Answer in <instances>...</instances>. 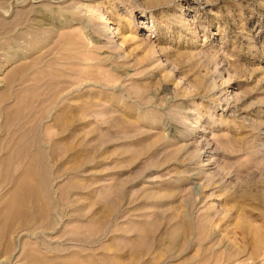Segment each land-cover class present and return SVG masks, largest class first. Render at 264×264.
<instances>
[{"label": "rangeland", "instance_id": "1", "mask_svg": "<svg viewBox=\"0 0 264 264\" xmlns=\"http://www.w3.org/2000/svg\"><path fill=\"white\" fill-rule=\"evenodd\" d=\"M9 1L2 86L16 64L6 60L33 38L8 35L35 20L54 31L22 59L13 86L35 91L10 125L31 153L45 150V215L27 206L0 264H264V0H22L3 15ZM76 41L95 54L74 57ZM6 91L0 171L17 101ZM10 161L17 173L22 161Z\"/></svg>", "mask_w": 264, "mask_h": 264}, {"label": "bare ground", "instance_id": "2", "mask_svg": "<svg viewBox=\"0 0 264 264\" xmlns=\"http://www.w3.org/2000/svg\"><path fill=\"white\" fill-rule=\"evenodd\" d=\"M12 0H10L9 2H11ZM25 1V0H24ZM28 1V0H26ZM25 1V2H26ZM40 0H31V4L30 5H34L36 2H38ZM50 1H54V0H50ZM64 0H57V3H62ZM14 3H12L10 5V7L7 10H3V15L9 13V11L13 10V6H15V4L18 5H23V1L22 0H14ZM34 2V3H33ZM55 2V1H54ZM21 3V4H19ZM56 3V2H55ZM25 6V5H24ZM38 7V6H37ZM36 7V8H37ZM52 7V6H51ZM27 8V7H25ZM33 8V7H32ZM56 8V7H55ZM99 9V8H98ZM42 10V9H41ZM40 10V11H41ZM59 10V9H58ZM39 12V11H37ZM45 13V12H44ZM59 13V12H58ZM17 14H19L18 10H16L14 12V16H16ZM37 15V14H36ZM52 15V14H51ZM22 16V15H21ZM57 16V15H56ZM100 16V15H99ZM82 17V16H81ZM13 18V17H12ZM28 18V17H27ZM47 18V17H46ZM44 18V20L46 19ZM51 18V17H50ZM60 18V17H59ZM68 18V17H67ZM15 19V18H14ZM14 19H12L14 21ZM49 19V18H48ZM62 19V18H61ZM76 19V18H75ZM86 19V18H85ZM11 20V21H12ZM35 20V19H34ZM73 20V18H72ZM79 20V19H78ZM51 21V20H50ZM58 21H60L58 19ZM74 21V20H73ZM26 22V21H25ZM55 22V21H54ZM77 22V21H76ZM140 22H145V21H140ZM10 23V22H9ZM12 23V22H11ZM20 23V22H19ZM28 23V22H27ZM45 23V22H44ZM56 23V22H55ZM54 23V24H55ZM69 25L68 27H72L70 21H62L58 22V26L57 28L62 29L64 27H66V25ZM87 24V23H86ZM12 25V24H10ZM16 25V24H15ZM82 24H80L81 26ZM51 26V25H50ZM84 27V25H82ZM90 26V25H89ZM108 26V25H107ZM145 26V25H144ZM1 27V26H0ZM76 27V25H75ZM52 28V27H51ZM80 28V27H79ZM87 28V27H86ZM131 28V27H130ZM64 30V29H63ZM88 30V29H87ZM127 30V29H126ZM131 29H129L130 32ZM52 31H54L53 29L50 28H44L42 26V23L37 22L36 20L26 24V25H21V27L19 28V31H13L10 35H8L9 40H17V39H24L26 40V37H28V35L32 34L33 38L31 40L28 41V46L26 48V50L21 53L22 55H15L17 57L14 56H10V58H8L6 60V63L10 64V62L12 63H16L13 64L11 68L8 69V73L5 77V83L2 86V84H0V101L6 96V88L12 87V88H16V98L17 101L16 103H12V108H6V117H5V128L4 131L6 133V138H7V143H6V149L3 153V170L0 171V248L3 249V252H6L8 250V247L10 248L12 245V242L10 241V238L7 236V232L12 228V224L16 221H24L28 216H27V206H30L32 209L36 210L37 214L43 218L45 215V209L42 205V200L40 202L39 199V195L42 191L43 188V182L45 181V177L43 175L42 170L44 169L43 167V162H42V153L43 150L40 145H38L39 147H37L35 149V151H33L31 153L29 146H33V145H28V140L26 138L25 133L23 132H18L16 133L15 130H12V128H10L11 123L18 119L19 117L22 116L24 110L23 108H26L28 106V104L31 102V100L33 101L32 97H33V93L35 91L34 87H30V88H26V86H23L22 83L19 82L16 83L15 86H13V83L17 77V75L23 71H26L29 67L31 63L28 62H24L22 59L28 58L29 55L31 56V54H34V52H37L39 50H41V47L43 46L44 43H46L48 40H50L49 38L52 37L51 33ZM113 31V30H112ZM64 32V31H63ZM66 32V31H65ZM86 36V34H83ZM92 35V34H91ZM56 36V35H55ZM58 36V35H57ZM84 37V36H83ZM90 38V36H88ZM87 37V40H88ZM126 37H130L131 39H134V35L131 33L128 34V36ZM30 38V37H29ZM74 38V37H73ZM52 39V38H51ZM56 39V38H55ZM124 39V38H123ZM73 40V39H72ZM90 40V39H89ZM51 41V40H50ZM55 42V41H54ZM58 43V42H57ZM61 43V42H60ZM74 44L76 45V53L74 57H78L81 58L82 56H84L85 58L83 59H88L92 57L91 50H95V48L93 47H88V45L85 42H80V41H76L74 42ZM91 44V43H90ZM122 44V43H121ZM99 45V44H98ZM101 45V44H100ZM60 47V46H59ZM98 47V46H96ZM54 48V47H53ZM58 48V47H57ZM59 50V49H58ZM98 51V49H96ZM47 51V50H46ZM57 51V50H56ZM17 53V51H15ZM51 52V51H50ZM60 52V51H59ZM71 52V51H70ZM52 53V52H51ZM68 53V52H67ZM97 53V52H96ZM19 54V53H18ZM40 54V53H39ZM69 54V53H68ZM71 54V53H70ZM36 56V55H35ZM52 56V55H51ZM62 56V55H61ZM33 57V56H32ZM73 57V58H74ZM63 58V57H62ZM72 58V59H73ZM117 57H115L116 59ZM65 59V57H64ZM63 59V60H64ZM76 59V58H75ZM101 59V58H100ZM114 59V60H115ZM22 60V61H20ZM31 60V59H30ZM34 60V59H32ZM43 60V59H42ZM62 60V61H63ZM77 60V59H76ZM105 60V59H104ZM72 61V60H71ZM75 61V60H74ZM103 61V58H102ZM106 61V60H105ZM105 61L103 63H105ZM116 61V60H115ZM34 62V61H33ZM37 62V61H36ZM44 62V61H43ZM67 62V61H65ZM73 62V61H72ZM100 62V61H99ZM40 63V62H39ZM46 63V62H45ZM44 63V64H45ZM57 63V62H56ZM97 63V62H96ZM118 63V62H117ZM83 64V63H82ZM87 64V63H86ZM92 64V63H91ZM6 65V64H5ZM0 65V71L2 70L1 67L5 66ZM103 65V64H100ZM113 65V64H112ZM86 66V65H85ZM120 66V65H119ZM44 67V66H43ZM46 67V66H45ZM54 67V66H52ZM118 67V66H116ZM127 67V66H126ZM41 68V67H40ZM115 68V67H114ZM70 69V68H69ZM77 69V68H76ZM86 69V68H85ZM115 70V69H114ZM118 70V69H116ZM31 71V70H29ZM53 71V70H52ZM56 71V70H54ZM67 71V70H66ZM113 71V70H112ZM4 72V71H3ZM60 72V71H59ZM83 72V71H82ZM124 72V71H123ZM55 73V72H54ZM73 73V72H72ZM80 73V72H79ZM65 74V73H64ZM28 75V74H27ZM54 75V74H53ZM66 75V74H65ZM76 75V74H75ZM20 76V75H19ZM25 76V75H24ZM71 76V75H70ZM29 78V77H28ZM4 80V79H3ZM36 80V79H35ZM67 80V79H65ZM2 81V80H1ZM42 81V80H41ZM55 81V80H54ZM90 81V80H89ZM93 80H91L92 82ZM38 82V81H37ZM94 82V81H93ZM44 83V82H43ZM61 83V82H60ZM68 83V82H67ZM24 84V83H23ZM41 84V83H40ZM51 84V83H50ZM52 86V85H51ZM50 86V88H51ZM99 86V85H98ZM119 87V85H118ZM62 89V88H61ZM65 89V88H64ZM82 89V88H81ZM115 90V89H114ZM41 91V90H40ZM80 91V90H79ZM45 92V91H44ZM51 92V91H49ZM48 92V93H49ZM68 93V92H67ZM9 94V93H7ZM53 94V93H52ZM37 95V94H36ZM71 95V94H70ZM76 95V94H75ZM85 95V94H84ZM112 95V94H111ZM11 96V95H10ZM43 96H46L43 94ZM51 96V94H50ZM60 96V94H59ZM36 100V98H34ZM44 99V98H43ZM50 99V98H49ZM60 99V98H59ZM14 101V100H13ZM45 101V100H44ZM77 101V100H75ZM37 102V101H36ZM35 102V103H36ZM46 102V101H45ZM87 102V101H86ZM85 102V103H86ZM122 102V101H121ZM3 103V102H2ZM74 103V102H73ZM7 103H5L6 106ZM40 103L38 102V105ZM122 104V103H121ZM125 104V103H124ZM10 107V106H9ZM57 107V106H56ZM1 108V107H0ZM28 108V107H27ZM44 108V107H43ZM55 108V107H54ZM29 110V109H28ZM42 110V109H41ZM48 110V109H47ZM60 110V109H59ZM120 110V109H119ZM3 113V112H2ZM1 113V114H2ZM29 113V112H27ZM40 113V110H39ZM54 113V112H53ZM66 113V112H65ZM51 115V114H50ZM27 116V115H26ZM29 116V115H28ZM44 116V115H43ZM74 116V115H73ZM42 118V117H41ZM40 118V119H41ZM49 118V117H48ZM72 118V117H71ZM125 118V117H124ZM50 119V118H49ZM38 120V119H37ZM23 121V120H22ZM48 121V120H46ZM122 121V120H121ZM44 122V121H43ZM3 123V122H2ZM76 123V122H75ZM41 124V123H40ZM61 124V122H60ZM88 124V123H87ZM63 126V125H62ZM65 126V125H64ZM72 126V125H71ZM1 127V126H0ZM42 127V126H41ZM22 128V127H21ZM34 128V127H33ZM76 128V127H75ZM98 128V127H97ZM23 131V130H22ZM25 131V130H24ZM30 132V131H29ZM70 132V131H69ZM66 133V132H65ZM64 133V134H65ZM32 135V134H31ZM41 136V134H40ZM39 136V138H40ZM59 137V136H57ZM34 139V138H33ZM38 139V138H36ZM35 139V140H36ZM53 139V138H52ZM73 140V139H72ZM0 145H3L5 143V139L4 138H0ZM62 143V142H61ZM45 144V143H44ZM72 145V144H71ZM47 146V144H46ZM1 147V146H0ZM48 147V146H47ZM50 147V146H49ZM47 151V150H46ZM2 152V151H0ZM57 152V151H56ZM29 154V155H28ZM28 155V156H27ZM1 156V155H0ZM26 156V157H24ZM203 157V156H202ZM45 158V157H44ZM10 159H15L16 161H22V168L16 173L15 171H9L8 172V164L11 162ZM11 166V165H10ZM63 166V165H62ZM86 166V165H85ZM19 167V166H18ZM79 171V170H78ZM46 173V172H45ZM71 173V172H70ZM79 173V172H78ZM47 174V173H46ZM41 176V180L38 182L37 177ZM67 176V174H66ZM64 179V178H63ZM50 192V191H49ZM70 194V193H69ZM82 218V217H81ZM44 219V218H43ZM76 221V220H75ZM48 222V221H47ZM96 223V222H95ZM31 227V226H30ZM23 230V229H21ZM27 233V232H26ZM87 233V232H86ZM29 237H31L29 234L27 235ZM138 236V235H137ZM35 236L31 237L34 238ZM20 238H21V234H16L15 235V246H19V242H20ZM176 239V238H175ZM17 250V248H16ZM146 251V250H145ZM18 252V251H17ZM13 255V254H12ZM27 262L28 263H36V264H42L44 262V260L38 256H33V255H27ZM47 259V258H46ZM2 260V259H1ZM5 260V259H4ZM13 260V259H12ZM51 260V259H50ZM50 260H45V262H50ZM54 260H51L52 263ZM85 261V260H84ZM3 262V261H1ZM7 262V261H6ZM15 262V261H14ZM50 262V263H51ZM152 262V261H151ZM60 264H74L76 262L71 261L70 259L68 261H62L59 262ZM84 263V262H83ZM4 264V263H3Z\"/></svg>", "mask_w": 264, "mask_h": 264}]
</instances>
